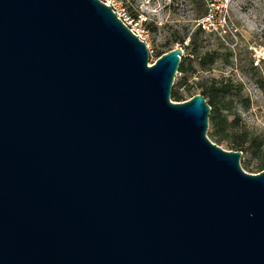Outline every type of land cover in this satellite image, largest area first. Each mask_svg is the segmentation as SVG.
Here are the masks:
<instances>
[{
	"label": "water",
	"instance_id": "1",
	"mask_svg": "<svg viewBox=\"0 0 264 264\" xmlns=\"http://www.w3.org/2000/svg\"><path fill=\"white\" fill-rule=\"evenodd\" d=\"M182 56L100 0H0V264H264V168L171 99Z\"/></svg>",
	"mask_w": 264,
	"mask_h": 264
},
{
	"label": "rangeland",
	"instance_id": "2",
	"mask_svg": "<svg viewBox=\"0 0 264 264\" xmlns=\"http://www.w3.org/2000/svg\"><path fill=\"white\" fill-rule=\"evenodd\" d=\"M225 4L226 21H215L219 32L203 30L196 48V53L217 51L218 54L213 61L201 66L190 47L186 52L192 59L186 58L185 63L191 65L192 70L178 72L172 90L181 92L186 100L200 93L197 81L214 79L217 83L240 86L241 94L231 92L224 99L229 126L238 135L245 134L264 142V0H227ZM126 5L132 16L142 13L147 19L139 31L149 52V65L159 53L181 47L176 39L184 37V45L189 43L186 35L195 29L201 18L193 0H126ZM183 77L185 81L177 84ZM205 100L208 102L207 98ZM206 135L225 150L242 151L243 169L259 171L258 158L245 148L246 143L239 146L230 138L214 137L210 120Z\"/></svg>",
	"mask_w": 264,
	"mask_h": 264
},
{
	"label": "trees",
	"instance_id": "3",
	"mask_svg": "<svg viewBox=\"0 0 264 264\" xmlns=\"http://www.w3.org/2000/svg\"><path fill=\"white\" fill-rule=\"evenodd\" d=\"M193 2L196 5L197 10L199 11V15H203L205 13V5L201 0H193ZM203 32V29L200 26H196L195 29L188 35H186L189 38V43L184 45V37L176 39L177 43H180V46L183 49V56L180 61V65L178 68V72L186 73L189 70H192L191 65H186L185 59L191 61L190 53L186 52L190 49V47L193 48V52L195 54V60L198 61V64L201 66H204L205 63L213 61L214 56L218 54L217 51H204L203 53H196V48L200 43V36ZM168 51V50H167ZM162 54L159 53L157 56H160ZM185 81V78L183 77L180 82L177 84H182ZM197 86L200 88V93L204 95V98L208 99V104L211 107L210 114H209V120L212 126L213 130V136L218 139H224V138H230L237 143H239V146H243V144H247L245 147L251 153L256 155L258 158L257 166L259 167V170L264 168V142L258 141L254 137H246L245 134L238 135L235 132H233V128L229 126L231 122L227 119V113L224 111L228 109L226 105H224V99L225 97L231 93L234 92L235 94H241V87L240 86H233L230 83H224V82H218L214 79L208 81H197ZM234 90V91H232ZM171 97L173 100L181 101L183 100V95L181 92L177 90H172Z\"/></svg>",
	"mask_w": 264,
	"mask_h": 264
},
{
	"label": "built area",
	"instance_id": "4",
	"mask_svg": "<svg viewBox=\"0 0 264 264\" xmlns=\"http://www.w3.org/2000/svg\"><path fill=\"white\" fill-rule=\"evenodd\" d=\"M105 5L111 7L118 19L127 26L132 33H134L140 40L144 42V38L141 37L139 27L147 20L146 17L139 13L137 16H132L126 0H100ZM205 5V13L198 21V25L203 30L211 33H218V27L215 21L225 22L228 17V9L225 2L227 0H201ZM145 43V42H144Z\"/></svg>",
	"mask_w": 264,
	"mask_h": 264
}]
</instances>
